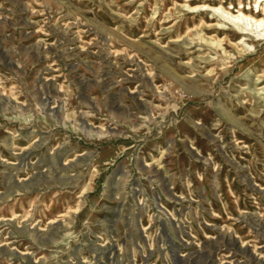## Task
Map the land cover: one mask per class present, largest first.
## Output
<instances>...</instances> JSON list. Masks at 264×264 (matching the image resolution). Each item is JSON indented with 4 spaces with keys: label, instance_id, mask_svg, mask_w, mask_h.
<instances>
[{
    "label": "rangeland",
    "instance_id": "374dc122",
    "mask_svg": "<svg viewBox=\"0 0 264 264\" xmlns=\"http://www.w3.org/2000/svg\"><path fill=\"white\" fill-rule=\"evenodd\" d=\"M191 1L0 0V264H264L256 0Z\"/></svg>",
    "mask_w": 264,
    "mask_h": 264
},
{
    "label": "bare ground",
    "instance_id": "6f19581e",
    "mask_svg": "<svg viewBox=\"0 0 264 264\" xmlns=\"http://www.w3.org/2000/svg\"><path fill=\"white\" fill-rule=\"evenodd\" d=\"M189 2H192L191 0H188ZM218 0H214V3L217 2ZM224 2H222L221 6L218 8H213L214 13H219L222 18L227 20L228 22L234 24V26L237 27L236 30H232L230 33V36L226 37L225 40L221 39L219 42H228L231 43L233 46H235L238 49V53L241 55L243 52H245V48L248 50L249 47L245 44L246 40H240L239 43H233V39H237L240 35L242 37H248L250 34L256 35L258 41L264 40V7L263 3L264 0H256L255 1V10L253 9H245L243 6V1L239 2V10L238 13L239 15L235 16L233 13L229 10L230 8H225ZM189 10L192 12L195 11H206L209 10V7L204 4L202 7H191V4L186 5ZM240 17H242L244 22H248L246 26L242 25L240 22ZM204 21L201 19L200 23L197 24L196 21H194V25L202 26ZM181 27V26H180ZM207 28L209 26H206ZM187 30H190V26H186ZM223 33H226L223 31ZM237 41V40H236ZM243 44V48L240 47V45ZM239 47L241 49H239ZM264 78V75H261L259 80ZM258 80V81H259Z\"/></svg>",
    "mask_w": 264,
    "mask_h": 264
}]
</instances>
